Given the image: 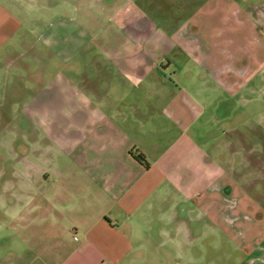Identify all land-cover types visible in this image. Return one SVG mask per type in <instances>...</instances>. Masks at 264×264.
<instances>
[{
    "label": "crops",
    "instance_id": "crops-1",
    "mask_svg": "<svg viewBox=\"0 0 264 264\" xmlns=\"http://www.w3.org/2000/svg\"><path fill=\"white\" fill-rule=\"evenodd\" d=\"M8 1L0 0V48L12 32ZM109 2L95 0L98 14L114 9ZM246 5L225 11L224 24L181 25L185 86L147 91L151 112L137 117L133 130L102 133L96 162L67 145L65 163L57 152L49 172L28 166L9 174L17 179L3 186L12 193L3 201L4 220L14 230L2 235L13 238L0 244V264H148L150 253L164 251L165 237L176 241L180 254L181 235L201 237L194 227L198 220L212 227L229 222L216 210L234 207L233 198L248 207L250 192L264 181V166L251 167V160L264 161V11L259 20ZM158 34L149 35L145 55L162 47ZM191 86L196 91H185ZM208 86L225 91L203 90ZM225 97L240 105L238 120ZM219 124L226 132L229 125L234 135L220 140ZM21 148L28 155L29 147ZM137 153L147 167L134 158ZM26 220L33 225L29 234L22 231ZM69 234L77 235L72 243ZM207 246L215 248L214 242ZM237 250L233 264H264V236L251 249Z\"/></svg>",
    "mask_w": 264,
    "mask_h": 264
},
{
    "label": "rangeland",
    "instance_id": "rangeland-1",
    "mask_svg": "<svg viewBox=\"0 0 264 264\" xmlns=\"http://www.w3.org/2000/svg\"><path fill=\"white\" fill-rule=\"evenodd\" d=\"M8 2L12 32L0 48V244L13 238H2L14 230L4 220L3 206L12 195L3 191L5 180L17 179L10 173L31 166L49 172L57 152L65 163L67 145L96 162L102 133L111 137L133 130L137 117L151 112L147 91H181L185 86L181 67L187 58L178 33L182 24H224L225 11L247 8L246 3L259 20L264 11V0H110L114 9L106 14H98L95 0H17L19 7ZM152 33L158 34L155 40L162 47L145 55ZM100 38L105 39L102 44ZM189 88L185 91H196ZM203 90L225 91L212 86ZM225 100L228 110H234L232 119L238 120L240 105ZM220 126V140L234 135L229 125L228 132ZM71 137L73 143L67 142ZM18 146L22 151L28 146V155ZM263 166L264 161L251 160L254 169ZM231 203L234 207L228 203L216 210L230 216L229 222L212 227L198 220L194 227L201 237L181 235L180 254L176 241L165 237L164 251L150 253L148 264H233L238 247L249 250L264 236V181L250 192L248 207L237 198ZM26 216L32 219L33 214ZM25 225L33 227L29 220ZM27 229L22 231L32 232ZM73 236L66 241L72 243ZM213 242L211 250L207 244ZM241 254L238 258L244 259L246 254Z\"/></svg>",
    "mask_w": 264,
    "mask_h": 264
},
{
    "label": "trees",
    "instance_id": "trees-1",
    "mask_svg": "<svg viewBox=\"0 0 264 264\" xmlns=\"http://www.w3.org/2000/svg\"><path fill=\"white\" fill-rule=\"evenodd\" d=\"M134 158L137 160V161H139L140 163H142L144 166H148V163H147V161H146V159H145V157H144V155L143 154H141V153H137L135 156H134Z\"/></svg>",
    "mask_w": 264,
    "mask_h": 264
}]
</instances>
